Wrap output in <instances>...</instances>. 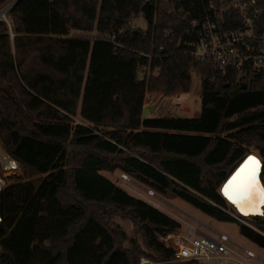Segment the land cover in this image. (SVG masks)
Masks as SVG:
<instances>
[{
    "label": "trees",
    "instance_id": "obj_1",
    "mask_svg": "<svg viewBox=\"0 0 264 264\" xmlns=\"http://www.w3.org/2000/svg\"><path fill=\"white\" fill-rule=\"evenodd\" d=\"M147 1L18 0L9 12L13 39L0 24V136L13 160L40 177L0 190L6 264H139L143 249L110 226L113 215L141 225L151 258L171 260L159 238L180 223L102 174L116 170L219 222L237 223L264 249V235L223 211L218 193L249 148L264 159V71L224 76L174 52L176 37L164 31L175 20L164 1L150 0L146 31L133 29ZM145 65L160 74L141 80ZM192 71L201 77L200 118L143 121L147 94L188 93ZM78 114L90 125H74ZM70 139L83 150L75 166ZM256 225L264 233V219Z\"/></svg>",
    "mask_w": 264,
    "mask_h": 264
},
{
    "label": "built area",
    "instance_id": "obj_2",
    "mask_svg": "<svg viewBox=\"0 0 264 264\" xmlns=\"http://www.w3.org/2000/svg\"><path fill=\"white\" fill-rule=\"evenodd\" d=\"M160 1H164L163 5L167 7L166 15L175 20L174 27L164 31L170 40L176 37L174 52L189 55L196 63L209 65L224 76L232 72L241 78L249 72L264 71V0ZM138 74L142 76L141 80L156 77L160 68L141 66ZM176 99L179 104L180 96ZM123 179L132 181L127 175H123ZM150 195L157 196L153 191ZM223 211L264 235L245 221L249 217L240 212H236V216L225 209ZM255 217L259 216L250 218ZM184 218L180 221L183 226L180 224V227L159 238L164 247L172 252V259L163 264H264L255 250L187 214ZM261 251L264 252V249ZM0 264H6L1 253ZM141 264H149V261L142 259Z\"/></svg>",
    "mask_w": 264,
    "mask_h": 264
},
{
    "label": "rangeland",
    "instance_id": "obj_3",
    "mask_svg": "<svg viewBox=\"0 0 264 264\" xmlns=\"http://www.w3.org/2000/svg\"><path fill=\"white\" fill-rule=\"evenodd\" d=\"M17 1L18 0H0V24L4 23L7 25L8 34L11 35L12 39L14 37V34L12 32V25H11L9 12L11 11L12 7ZM2 14H5V17H3ZM130 27H132L133 29H141L143 31H146L148 29V23L142 12L137 18H133L131 20ZM72 35H82L92 40L96 39L95 33L82 34L79 32L78 33L72 32ZM12 50L14 52V47L12 48ZM140 78L142 79V76ZM200 90H201V77L198 74H196L194 71H192L191 90L188 93L170 95V96H165L158 93H148L146 96L145 106H154L155 104L159 103V107L157 108V110L153 114H150L148 119L178 118V117L194 118V119L200 118L201 110H202V100L200 96ZM178 96H180L181 98L179 104L176 99ZM72 119L74 125H86V126L90 125L80 116V114L73 117ZM99 130L110 131L112 129L110 127H105V128L101 127ZM66 147L70 154V157L73 156V158H71L70 160L71 163L74 164L75 166L77 164L75 162V159L79 158L76 157V155H79L81 152H83V150L76 147L72 143L71 139L67 141ZM247 154H256L264 162V159L260 156L259 151L255 147L249 148ZM11 161L14 160L5 150L3 145V139L0 136V190H2L6 186L13 185L18 179H23L24 181H27V180H35L37 178H40L39 176H31L30 171H26L20 163L15 161L17 164L16 163L12 164ZM78 161L79 160H77V162ZM241 161L242 160L238 161L231 167L226 177H228L231 171ZM13 165H15L14 166L16 167L15 169H13ZM102 174L107 178H109L118 187L127 191L133 197L137 199H141L147 202L148 204L156 207L157 209L167 214L169 217L176 220L177 222L180 223L181 219L184 218L185 214H187L195 218L196 220L202 222L203 224L211 227L215 231L220 233H225L234 241L255 250L259 254V256L264 260V252L261 251V249L258 248V246L248 241L245 237L241 235L239 225L237 223L219 222L207 216L206 214L202 213L201 211L197 210L196 208L186 203L185 201L176 198L171 194L162 195L154 191L150 187L140 183L132 176L127 175L120 170H116L114 172L102 171ZM123 175H127L132 181L128 182L124 180ZM262 177L264 180V170ZM221 185L222 184H220L218 188L219 194L221 192L220 191ZM151 191H153L157 196L155 197L151 196L150 195ZM225 204H226L225 210L237 216L236 211L231 207V205L227 204L226 201ZM262 219H264V217L259 216L257 218L255 217V218L246 219L245 221L250 226H253L254 228L257 229L258 227L256 223L258 221H261ZM180 224L181 226H183L182 223ZM110 226L116 230L123 231L128 238L135 240L140 245L145 255L140 257L139 264H141L142 259L148 260L149 264H163V262H160L155 258H151L149 256V255L153 256L154 253L151 250H149L145 245L141 225L134 223L130 219L125 218L121 215H113L110 218ZM125 246H128V244H125Z\"/></svg>",
    "mask_w": 264,
    "mask_h": 264
},
{
    "label": "snow or ice",
    "instance_id": "obj_4",
    "mask_svg": "<svg viewBox=\"0 0 264 264\" xmlns=\"http://www.w3.org/2000/svg\"><path fill=\"white\" fill-rule=\"evenodd\" d=\"M262 170L264 162L249 156L224 186L225 196L244 214L251 211L264 215V184L259 179Z\"/></svg>",
    "mask_w": 264,
    "mask_h": 264
},
{
    "label": "water",
    "instance_id": "obj_5",
    "mask_svg": "<svg viewBox=\"0 0 264 264\" xmlns=\"http://www.w3.org/2000/svg\"><path fill=\"white\" fill-rule=\"evenodd\" d=\"M152 9H153V5L151 3L150 0H148L142 7L141 11H142V14L144 15L146 21L148 24H151L152 23ZM3 17H5V14H2ZM228 87V86H227ZM245 88V86H244ZM159 107V103L158 104H155L154 106H145L144 109H143V113H142V120H147L149 115L150 114H153L157 108ZM241 163V164H240ZM232 171L231 173L228 175V177L226 178V182L224 183L223 187H222V190L220 192V195L222 194V198H226L223 193V189H224V186L225 184H227V182L231 179V177L239 170V168L242 166V164L244 163V160L243 162H240ZM0 221H1V218H0Z\"/></svg>",
    "mask_w": 264,
    "mask_h": 264
},
{
    "label": "bare ground",
    "instance_id": "obj_6",
    "mask_svg": "<svg viewBox=\"0 0 264 264\" xmlns=\"http://www.w3.org/2000/svg\"><path fill=\"white\" fill-rule=\"evenodd\" d=\"M249 155V154H248ZM247 155V156H248ZM254 155H256V154H254ZM246 156V157H247ZM257 156V155H256ZM258 158H260L259 156H257ZM244 160V159H243ZM243 160L241 161V162H243ZM260 160H261V162H263L262 161V159L260 158ZM11 163L12 164H15L16 162H15V160L14 161H11ZM17 164V163H16ZM241 164V163H240ZM11 165V164H10ZM16 167H13V169H15ZM262 173H263V170L261 171V173H260V177H259V179H260V181H261V183L262 184H264V182H263V178H262ZM226 182V181H225ZM224 182V183H225ZM224 185V184H223ZM223 185H222V187H223ZM222 187H221V190H222ZM220 190V191H221ZM223 195L225 196V194L223 193ZM226 197V196H225ZM227 198V197H226ZM228 199V198H227ZM227 199H225L226 201H227V203L228 204H230L231 205V207L236 211V212H240L243 216H245V217H251V216H260V215H262V214H260L259 212H251V211H249L248 212V214H244V212H242L241 210H240V208H238L235 204H233L229 199L227 200ZM241 207H244V206H241ZM262 211H264V209H262ZM257 218V217H256Z\"/></svg>",
    "mask_w": 264,
    "mask_h": 264
},
{
    "label": "clouds",
    "instance_id": "obj_7",
    "mask_svg": "<svg viewBox=\"0 0 264 264\" xmlns=\"http://www.w3.org/2000/svg\"><path fill=\"white\" fill-rule=\"evenodd\" d=\"M225 199V198H224Z\"/></svg>",
    "mask_w": 264,
    "mask_h": 264
},
{
    "label": "crops",
    "instance_id": "obj_8",
    "mask_svg": "<svg viewBox=\"0 0 264 264\" xmlns=\"http://www.w3.org/2000/svg\"><path fill=\"white\" fill-rule=\"evenodd\" d=\"M202 214V213H201Z\"/></svg>",
    "mask_w": 264,
    "mask_h": 264
}]
</instances>
